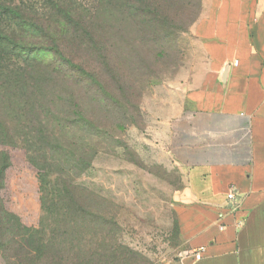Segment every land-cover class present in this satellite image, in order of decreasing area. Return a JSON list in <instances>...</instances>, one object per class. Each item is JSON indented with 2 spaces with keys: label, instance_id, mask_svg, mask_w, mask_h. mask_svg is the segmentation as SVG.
Instances as JSON below:
<instances>
[{
  "label": "rangeland",
  "instance_id": "1",
  "mask_svg": "<svg viewBox=\"0 0 264 264\" xmlns=\"http://www.w3.org/2000/svg\"><path fill=\"white\" fill-rule=\"evenodd\" d=\"M0 5L16 8L26 21L46 30L42 37L0 18V29L15 32L27 49H10L12 63H56L46 49L55 40L65 43L67 58L98 77L89 88L60 83L56 90L40 94L53 111L44 118L49 130L60 138L66 136L71 150L75 148L69 145H76L92 157L96 153L82 175L75 178L77 172L71 171L64 176L80 188L76 201L84 209L71 219H65L69 213L61 208L55 214L58 208L51 205L52 197H42L37 168L41 162L26 136L25 115L18 113V121L9 118L19 142L0 144V153L10 157L0 200L23 226H10L17 240L3 228L0 264H70L73 258L88 264H173L187 252L188 244L168 221L170 197L162 195L161 183L157 187L155 182L161 172L141 157L156 117L186 105L190 78L203 61L202 45L192 34L200 14L199 0H0ZM125 5L157 17L155 30L121 21L115 25L114 18L129 17ZM85 33L92 36L93 47L79 41ZM99 49L104 55H99ZM76 113L97 128L90 131L94 133L90 148L82 146L86 143L81 136L75 137V125L81 126ZM39 116L33 106L30 132L38 130ZM52 170L47 177L55 187ZM166 180L181 187L178 174L168 173ZM43 199L51 213L44 210ZM23 227L53 243L48 255L31 262L30 239Z\"/></svg>",
  "mask_w": 264,
  "mask_h": 264
},
{
  "label": "crops",
  "instance_id": "2",
  "mask_svg": "<svg viewBox=\"0 0 264 264\" xmlns=\"http://www.w3.org/2000/svg\"><path fill=\"white\" fill-rule=\"evenodd\" d=\"M192 34L186 105L156 117L141 157L188 244L173 264H264V0H201Z\"/></svg>",
  "mask_w": 264,
  "mask_h": 264
},
{
  "label": "trees",
  "instance_id": "3",
  "mask_svg": "<svg viewBox=\"0 0 264 264\" xmlns=\"http://www.w3.org/2000/svg\"><path fill=\"white\" fill-rule=\"evenodd\" d=\"M55 7L56 4L54 3L53 8ZM199 7L201 9V0H199ZM117 8H119L118 4ZM125 9L128 11L127 15L129 17L126 18L125 16L123 18L121 17V19L114 18L113 23L115 25H117V22L121 21L123 25H127L128 23L136 27L145 25L155 30L154 25L158 22L157 17L152 18L146 15L144 11L140 12L141 9L131 5H125ZM0 18L15 23L20 29L30 30V32L35 35L42 34V37H46L44 36L46 33L45 29L39 27L35 22L26 21L23 13L16 8L0 5ZM61 34L66 35L62 32ZM64 37H67V35ZM92 39L90 34L85 33L84 38L79 41H82L84 44L86 42L90 48L94 45ZM63 46H65L64 42L52 40L50 47L46 48L54 55L56 60L54 64H47L45 66L43 63H12V58L9 57L8 54L10 49L16 51L27 49L19 42L15 32L8 33L0 29V144L10 143L16 145L17 142H19L17 130L15 128L13 129L9 118H14L18 121V113H23L25 115L24 119L27 122L26 136L29 140H32L30 144L34 146V153L37 154L41 162V167H36L39 171L42 197L45 194L52 197V201L55 203L51 205H54V208H58L55 214H59L61 208V212L65 210L67 214L69 213V217L65 218L67 220L72 218L71 215H77L78 212H83L84 209L81 208V205L76 201V191L80 190V188L76 186L74 181H66L68 179H64V176H67L66 173L71 171L77 172L75 178L82 175L90 168L96 153H94L92 157V154L86 153L87 149L83 152L81 150L79 151L76 145H69V147L75 148L71 150L68 148L69 142H66V136L60 138L57 133H53L49 130L45 119L47 116H51L53 111L45 104L46 102L44 103L40 94L45 92L46 89L49 91L56 90L59 86H62L60 83L72 86L87 85V88H89L92 82L98 81V77L93 74V72L87 70L83 65H78L74 63L73 60L67 58L63 52ZM98 51L99 55H104L103 49H99ZM33 98L37 99V102L34 104L31 103ZM33 106L37 107L41 116H39V121L37 122L38 130L30 132V128H28L32 123L30 120V109L33 108ZM78 116L81 126L75 125L77 127L74 131L75 137L77 139V137L81 136L80 139H83L86 143V145L82 144V146L90 148V146H92V138H94V133L90 131L97 130V128L93 127L94 125L91 121L84 119L80 115ZM30 133H35V137L30 136ZM29 150H31V148ZM85 157H89V160L85 159ZM37 165L39 164L37 163ZM9 167V155L4 152L0 153V194L5 187L6 174ZM51 169H53L51 172L57 177L54 180L55 187H52L53 183L51 184L47 177ZM49 189L50 191H48ZM43 201L44 199L42 202ZM42 204L44 210L51 213L50 205H47L45 201ZM19 222L20 220L17 217L6 212L0 200V233L4 228L5 233H10L11 237L16 238L14 236V230L11 229L10 226H13L14 223L18 226H23L22 224L20 225ZM3 223H6L5 227ZM23 229L30 239V260H33L31 262H35L37 257H41L45 254L48 255L49 250H51L49 245L53 243H50L49 239H46L44 235H39V233L32 228L28 229L23 227ZM64 238L66 241L69 240L66 237ZM15 240H17V238ZM70 264H88V261L85 259L80 260L79 258H73L70 260Z\"/></svg>",
  "mask_w": 264,
  "mask_h": 264
},
{
  "label": "built area",
  "instance_id": "4",
  "mask_svg": "<svg viewBox=\"0 0 264 264\" xmlns=\"http://www.w3.org/2000/svg\"><path fill=\"white\" fill-rule=\"evenodd\" d=\"M227 200L229 201V202H235L236 201V194H235V192L232 190V191H230V193L227 195ZM196 259H200L201 258V255H200V253H196Z\"/></svg>",
  "mask_w": 264,
  "mask_h": 264
}]
</instances>
